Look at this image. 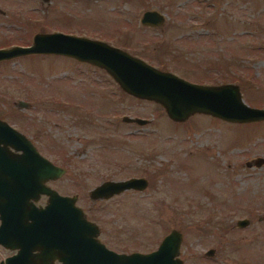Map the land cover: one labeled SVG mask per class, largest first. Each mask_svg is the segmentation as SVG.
Segmentation results:
<instances>
[{
	"label": "rangeland",
	"instance_id": "1",
	"mask_svg": "<svg viewBox=\"0 0 264 264\" xmlns=\"http://www.w3.org/2000/svg\"><path fill=\"white\" fill-rule=\"evenodd\" d=\"M146 10L162 22L142 25ZM55 31L102 40L190 82L235 83L245 104L264 107V0H0V48ZM0 119L64 169L46 184L76 197L109 249L148 253L174 229L183 264H264V163L246 165L264 159V121L196 113L174 122L103 69L56 54L0 61ZM131 177L148 184L89 197ZM240 219L248 224L237 227ZM14 253L0 245V261Z\"/></svg>",
	"mask_w": 264,
	"mask_h": 264
},
{
	"label": "water",
	"instance_id": "2",
	"mask_svg": "<svg viewBox=\"0 0 264 264\" xmlns=\"http://www.w3.org/2000/svg\"><path fill=\"white\" fill-rule=\"evenodd\" d=\"M47 1V0H44ZM156 11L143 12L140 23L157 26ZM31 54H56L103 69L125 93L160 105L174 122L207 114L228 122L264 121V107H252L241 98L235 83L199 84L162 71L127 51L102 40L60 31L36 33L30 45L0 48V61ZM25 107L26 103L20 101ZM128 123L145 125L147 119L122 116ZM259 157L246 165L260 166ZM64 169L42 156L29 138L0 119V245L15 253L0 264H183L178 254L181 233L171 230L148 253H119L98 238V227L75 204L76 197L61 195L46 182ZM146 179L131 177L94 187L92 200L107 199L125 190H143ZM45 196L43 205H37ZM248 224L236 221L237 227ZM212 249L206 255H211Z\"/></svg>",
	"mask_w": 264,
	"mask_h": 264
},
{
	"label": "flooded vegetation",
	"instance_id": "3",
	"mask_svg": "<svg viewBox=\"0 0 264 264\" xmlns=\"http://www.w3.org/2000/svg\"><path fill=\"white\" fill-rule=\"evenodd\" d=\"M12 46H14V45H12ZM22 46V45H21ZM35 148H36V146H35ZM37 149V148H36ZM38 205V204H37ZM158 246V245H157ZM108 248V247H107ZM153 251V250H152ZM149 252H151V251H149ZM55 264H59V262H54Z\"/></svg>",
	"mask_w": 264,
	"mask_h": 264
}]
</instances>
